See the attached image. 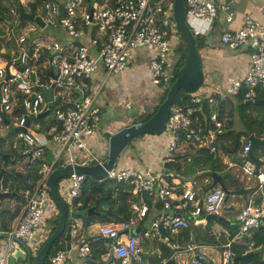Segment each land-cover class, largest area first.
<instances>
[{
    "label": "built area",
    "instance_id": "obj_1",
    "mask_svg": "<svg viewBox=\"0 0 264 264\" xmlns=\"http://www.w3.org/2000/svg\"><path fill=\"white\" fill-rule=\"evenodd\" d=\"M233 2L184 0V11L186 18L200 20L211 28L218 9L228 11ZM44 3L39 13L34 12L35 16H40L43 26L20 20L19 7L15 3L9 5L2 22L7 28L1 37L11 48L9 61L0 65V126L6 130L5 135L11 127L16 128L12 132L16 140L9 149L21 153V160L27 161L26 168L35 163L38 177L35 184H28L21 191L24 209L17 224L8 232L11 238L0 249V264H7L11 251L19 246L18 241L26 243L38 236V240L44 239L47 229L41 236V228L58 211L46 185L49 174L67 164L103 161L89 145L101 127V109L96 102L99 89L92 83L94 73L104 70L105 79L119 73L128 66L135 50L147 48L152 51L147 65L151 84L166 87L171 82V71L166 65L173 47L170 39L174 28L171 23L173 0H64L61 1L62 11L55 0ZM232 20L233 16L229 14L226 21ZM52 30L67 35L65 45L59 46L50 39ZM76 42L81 45L76 46ZM220 42L231 49L245 48L248 55V70L242 78L229 80V93L236 95L243 87L244 100L256 99L258 90L264 89V26L257 19L244 16L239 28L225 30L220 35ZM17 50L19 53L15 52ZM49 87H52L50 103L44 94V89ZM201 99L194 96L191 103L196 105ZM47 110L45 116L52 112L54 120L45 130L34 132L30 123ZM196 111L195 106L172 104L164 129L170 137L168 158L179 145L181 135L195 149L206 148L215 157L216 142L224 131L223 120L213 111L207 127L199 130L193 120ZM29 115L33 118L25 126V117ZM43 117L40 118H47ZM238 140L241 146L238 154L240 169L264 182V172L259 171L250 156V142L243 145L245 137L242 135ZM47 149L53 155L49 162L45 157ZM167 161L165 158L163 164ZM86 176L72 173L58 182L57 189L66 204L80 197ZM108 177L129 184L136 201L131 205L134 215L130 219L99 224L94 234L106 240L107 248L101 255V263L148 264L143 249L145 240L164 238L167 241L172 237L175 243L179 233L189 230L191 224H206L207 215H219L226 199V192L220 186L202 195L186 187L177 192L179 184L174 183V175L168 170L152 174L150 170L139 172L133 168H114ZM146 197L160 202L162 207L142 230L139 229L140 220L149 215ZM263 221L264 201L244 205L235 216L237 235L261 227ZM70 226V248L76 247L80 262L73 261L68 250L61 249L49 257L48 264H86L85 260L91 258L81 221L75 220ZM165 232L167 237H163ZM222 232L226 233V230L222 229ZM230 246V242L223 245L222 259L233 263L234 253ZM189 264L211 263L203 254L195 253ZM244 264L253 263L247 261Z\"/></svg>",
    "mask_w": 264,
    "mask_h": 264
},
{
    "label": "crops",
    "instance_id": "obj_2",
    "mask_svg": "<svg viewBox=\"0 0 264 264\" xmlns=\"http://www.w3.org/2000/svg\"><path fill=\"white\" fill-rule=\"evenodd\" d=\"M7 1L9 5L13 3V1L11 2L10 0ZM23 1L28 7L31 6V3H37V0ZM45 1L49 0H41L37 3L36 13H39L40 8L45 4ZM226 2H228V0H220L221 4ZM58 3L61 4V1L57 0V4ZM31 8L32 7H30V10H32ZM29 11L25 12L27 13ZM229 14H232L233 16L231 22L226 21V17ZM244 16H250L253 19H257L264 26V0H234L230 10L226 11L220 8L218 9L211 28H209L207 23L200 20L191 19L188 24L194 35H201L200 37H202L203 41L202 46L198 49L203 59L205 87L204 89L200 88L202 90V92L199 91L200 94L196 92L193 93V95L199 96L200 98H208L210 110L212 112L216 111L219 114V117L223 120L224 131L216 142L217 153L214 160H218V162L224 165L225 168L222 171H211L209 169L212 168L211 166H207L208 168L203 170H201V166L195 167V175L185 176L184 173L180 172L178 175L175 174L173 180L174 183L179 184L181 187L192 188L197 194L202 195L209 191L208 189L213 182L211 175L208 174L210 172H216L218 174H224L223 180L229 190L244 188L247 190V193L245 196L241 194L228 195L220 214L217 215L218 217L211 219L212 221L207 225L203 223L194 224V226H197L196 230L194 231V234L191 232L189 238L186 240L182 239L180 236L174 243L173 238H169L168 241H171L174 250L170 255V258L163 259L159 264H168L167 261L170 260H172L171 264H189L190 258L195 253L203 254L211 264H232L231 261L226 262L222 259L223 245L227 242H230L231 245L237 244L244 246L246 248L244 254L249 251L253 253L257 252L260 254L261 260L264 261V251L262 247L250 246L249 244L251 242L241 240L242 235L235 234L234 236L229 237L230 228L235 224V216L240 209L248 203L264 201V182H259L255 176L249 174H245V176L243 175L238 162V154L240 153L241 146L240 143H238L235 147L236 137L234 138V135H238V133L243 134V132H246L247 130L250 133L248 132V135H242L245 137V140L242 142L243 145L249 141L248 137L249 135H253V133L258 134L256 136L257 138L263 139V133L261 134L259 126L254 125L255 123H250L253 120H257L259 117L262 119L264 118V108L256 105V109L246 110L245 115L241 113L238 108V100L235 95L229 93L228 88L230 85V79L242 78L246 74L249 67L247 51L245 48L231 49L220 42V35L225 30H235L239 28ZM195 30L199 31V33ZM174 31H176L175 27L172 29V35L170 36L171 44L173 46L172 51L167 57V68L170 71L174 62L178 56H180L176 50L180 43V39L173 33ZM1 36L2 35H0V39H2ZM46 36H48V34H46ZM56 37L57 40L53 38H51V40L56 42L59 46L65 45L68 40L67 35L60 30H58V35ZM151 55L152 51L147 48H139L134 51L132 60L123 71L111 74L105 79V72L100 69L94 73L92 77L93 86L96 89H99L96 102L101 109V127L96 136L89 141V145L91 146L92 152L100 159L103 157L106 158L107 156V136L122 127L123 125L121 124L124 123V121H127L125 119V117L127 118V116H129L127 110L136 107L135 111H131V114H133L138 111V108L144 106L151 112L155 109L154 107L158 104L161 95L164 93V86H155L150 82V74L147 65ZM133 64L134 66H132ZM229 96L234 97L237 103V110L234 108L233 102L229 100ZM147 99H153L152 103L154 104L152 106H145L144 103ZM104 113L107 114L104 115ZM122 114L125 115L122 116ZM252 125V130L254 131H250ZM151 136L152 138L147 140L143 139L137 148L126 152L121 158L119 164L115 166V170L133 168L139 172L150 170L152 174H158L163 170L166 171L167 168H165V164H163L165 158L168 159L167 163L173 160V156L168 158L169 155L167 152L170 137H168V135H163V133L156 135L151 134ZM47 152H50L52 155V152L49 149L46 150V153ZM252 155L259 160V163H256L259 171L264 172V146H255L252 149ZM17 156L18 155H12L9 157L8 161L10 160L11 163H7L6 167L7 170L10 169L9 172L14 171L11 169L13 167L12 162H14V158H17ZM52 159L50 161H52ZM180 162L182 163L183 161L180 160ZM35 167L38 166L31 165L21 173L23 176H27L26 181L28 184H32L30 179L35 180V182L37 181V169ZM198 176L201 177L199 178ZM11 182L13 181H7L8 184H11ZM218 186L219 185H216L214 188ZM4 190L8 191L9 194L6 195V198L4 199L7 206L0 207V211L1 209L4 210V213L0 215V228L6 227L10 230L17 224L24 207L22 204L21 191L15 193L14 190L11 192L8 189ZM17 208H20V210L14 217L13 214ZM160 211L161 208L159 210L157 207L153 208V210L149 212L148 217L140 220L139 229L144 230L147 228L150 219L156 216ZM208 221L209 219L207 222ZM95 226L96 225H91L86 228L84 231L86 234L85 238H87L88 235H92L90 234L91 232H97L98 228H95ZM261 226L264 228V221ZM222 229H225L226 233L222 232ZM0 232L2 231L0 230ZM43 233H46L44 226L41 228V236ZM180 240H182V242H180ZM145 241L143 249L145 257L148 259V264H157L155 259L160 256L162 251L161 247L155 240ZM164 241L167 242L166 240ZM88 243L90 242L88 241ZM68 253L73 261H79L76 247L72 246L68 250ZM186 254L189 255L188 258H185ZM87 259L85 262L86 264H89ZM92 261V264H96L102 262L103 258L100 256Z\"/></svg>",
    "mask_w": 264,
    "mask_h": 264
},
{
    "label": "trees",
    "instance_id": "obj_3",
    "mask_svg": "<svg viewBox=\"0 0 264 264\" xmlns=\"http://www.w3.org/2000/svg\"><path fill=\"white\" fill-rule=\"evenodd\" d=\"M13 3H15L18 7H21L24 9V11H29L30 7L35 12L36 11V5L41 0H37V3H31V6H26L27 4H24L25 2L23 0H12ZM57 2V0H55ZM30 2V1H27ZM9 3L7 0H0V35L4 36L6 33L7 26L2 23L4 16L8 12ZM31 11V10H30ZM172 30V29H171ZM174 34L178 36L180 39V43L177 46L176 50L180 56L176 59L174 62V65L171 69V82L170 85L174 82L176 78L177 71L181 68L183 58L185 53L187 52L186 45L184 43V40L181 36V34L178 31H174ZM196 39V45L198 48L202 46V37L201 35H194ZM9 44V43H8ZM76 46L81 45L79 42L75 43ZM1 51V49H0ZM6 58L5 61L0 63V65H4L9 61V53L6 54H0V58ZM168 67V62L167 65ZM170 86H166L164 89V93L161 95L160 100L158 101V104L154 107L155 109L151 112L146 109V107L138 108L137 112H134L132 117L134 118L132 123L137 122H145L150 118V116L156 111L158 105L164 100L167 91L169 90ZM244 91L245 89L242 87L238 94L235 95L236 99L239 103V110L242 114L245 115V112L248 108V104H245L244 100ZM195 95L188 94L184 90L180 89L177 94L174 97L173 104L180 105L182 107L186 106H195L197 108L196 114L193 117L194 120V126L198 128L199 130H204V128L207 127V122L210 113L212 112L209 107V99L208 98H202L200 103L194 105L191 103V99ZM256 98H264V89L258 90V95ZM201 109V110H200ZM241 114V115H242ZM48 116V115H47ZM45 116V117H47ZM243 116V115H242ZM43 117V118H45ZM264 118L261 117L257 118V120L251 121L250 124L258 125L261 134L264 131L263 126ZM253 125L251 126L250 131H254ZM248 132H243V134L248 135ZM250 133V132H249ZM241 133H238V135H243ZM254 136H257V133H253ZM109 137V135L107 136ZM236 135H234V138ZM12 155H18L17 157L21 158V153L18 150L14 149H8L6 151H3L0 148V159L3 160V164H0V170L1 168H4L3 175L5 176V171L8 163V159ZM173 160L165 163V168L171 173H173L174 177L175 174L178 175L180 172L184 173L185 176H193L195 175V167H200L201 170L208 168L207 166H211L212 168H209L211 171L224 170L225 166L222 165L218 160H214L215 158L213 155L207 150V149H195L188 141L185 140L184 135L180 136V142L177 148L172 153ZM180 160L183 162L181 163ZM188 161V162H187ZM120 162V160H119ZM117 163V165L119 164ZM96 163V162H93ZM36 168V167H35ZM34 168V169H35ZM211 173V172H210ZM210 173L208 175H210ZM1 176L0 183L2 186V189H8L10 192L14 190L15 193H19L24 188H26L25 181L23 180L22 174H16L15 180H12L11 184L7 183V179ZM36 177L37 174H36ZM21 182V183H20ZM58 187V184H57ZM181 186L178 185L177 192H181ZM9 192L7 191L6 194L3 196L8 195ZM1 198V197H0ZM136 201V197L131 192V186L126 183L122 182H116L113 179H110L107 177L106 179L102 181H96L92 179L89 176L85 177V180L83 182L81 194L79 198L74 199L71 202V211L68 209L67 205V219H66V225H73L75 219H80L82 226L87 228L93 223H97L95 221V216H99L101 218L100 224L110 222L113 220H128L133 215L134 212L131 209V205L133 202ZM23 204V201H22ZM146 204L148 205L149 212L153 210V208L157 207L159 210L161 208L160 202H153V200L150 197H146ZM21 208V205H20ZM20 208H17V210L14 212L13 216L15 217L16 214L19 212ZM92 209L93 213L89 214L88 209ZM58 210V208H57ZM4 213V210L1 209L0 215ZM12 216V217H13ZM59 220V210L57 211V214L53 217L52 220H50L49 227L47 229V233L44 237L43 242L41 243L40 247L44 244L46 239L52 234L54 231L57 223ZM48 221V220H47ZM210 219L207 223L211 222ZM197 226H194V224H191L189 230H182L179 233V237L181 236L182 239L186 240L189 238V235L191 232L196 230ZM1 231L9 232L10 230L6 227H1ZM208 231V229L206 228ZM238 228L236 224H233L230 228L229 237L234 236L237 234ZM182 233V234H181ZM168 233H164L163 237H167ZM86 240H88L90 250H91V258L89 259V264H92V260H95L97 257H100L102 254H104L107 250L105 246V241L102 238H100L97 234H93L90 236H87ZM165 239L162 238L160 240H157V244L161 247L162 251L158 258L155 259V262L159 264L163 259L170 258V255L172 254L174 247L172 246L171 241L167 240V242L164 241ZM241 240L246 242H252L253 246L255 247H262L264 251V228L258 227L256 229L251 230L250 232L244 234L241 237ZM182 242V240H180ZM39 247V249H40ZM231 250L234 253V257L243 255L245 252V247L242 245L233 244L230 246ZM38 249V250H39ZM66 249L65 247V239H64V233H62L53 243L49 254L44 262V264H48L49 257L54 254L56 251ZM247 261H251L253 264H264V261L261 260L260 254L257 252L253 253L252 256H250L246 261H237L236 264H244ZM168 264L172 263V260L167 261ZM22 264H25V260ZM116 264H120V262H116ZM234 264V263H232Z\"/></svg>",
    "mask_w": 264,
    "mask_h": 264
},
{
    "label": "water",
    "instance_id": "obj_4",
    "mask_svg": "<svg viewBox=\"0 0 264 264\" xmlns=\"http://www.w3.org/2000/svg\"><path fill=\"white\" fill-rule=\"evenodd\" d=\"M63 4L59 5V10L62 11ZM61 15V14H60ZM19 19L20 20H29L34 21L40 26H43V22L40 16H35V13L31 10L25 12L21 7L19 8ZM176 31H178L186 45L187 52L184 55L181 68L176 73V78L174 82L170 85L169 90L166 93L164 100L158 105L156 111L150 116L145 122L132 123L127 126L120 127L108 137V147H107V156L106 158L95 164H73V165H64L60 168H55L48 176L46 180V185L49 188V194L54 201L56 207L59 210V220L58 223L52 232V234L46 239L44 244L40 247L34 257H32L31 250L28 248L25 242H19V246H16L10 253L8 257L7 264H18L20 260H25V264H44L49 251L55 242V240L64 233L65 247L66 250L70 249V225H66L67 219V204L63 197L59 194L57 189V184L61 179H64L70 176L72 173L85 174L96 181H102L106 179L110 172H112L121 160V154L128 147L129 142L132 139L142 137L144 135L152 134H161L164 132L165 124L168 119L170 108L173 104L174 97L177 92L182 89L188 94H193L198 92V90L204 86L205 74L203 70V59L199 49L196 45V39L193 31L188 26L186 15L184 11V1L183 0H173V10H172V20ZM46 29H49L47 27ZM44 94L47 102L52 101V87L44 89ZM245 104H255L264 108V98L263 99H248L245 100ZM136 107L129 108L127 114H131V111H135ZM201 110V109H200ZM49 110L41 113L38 117L45 116ZM33 115L25 117V126L28 124L29 119H32ZM7 123V121H5ZM16 128L11 127L8 133L4 138H7ZM239 135H236L235 138V147L238 145ZM249 142L251 144L250 156L253 161L259 163V160L252 155V149L255 146H264V138L259 139L254 135H249ZM1 141V139H0ZM3 170L0 171V179L3 174ZM211 178L213 180L210 188L213 189L216 185H219L226 192V197L228 195L241 194L246 195L247 190L244 188H239L237 190H229L227 185L224 183L223 176L224 174H218L212 172ZM23 179L25 180V185L28 186L26 181L27 176L24 175ZM1 189V186H0ZM7 192L0 190V197H2ZM88 213L92 214V209H88ZM217 215L209 214L206 216V219H215ZM0 238H5L6 241L11 238V235L8 232H0ZM5 241V242H6ZM253 255V252L249 251L243 255L234 257L233 263L237 261H246L250 256ZM87 261H90L87 259ZM93 262V261H92ZM96 264H108L98 262Z\"/></svg>",
    "mask_w": 264,
    "mask_h": 264
},
{
    "label": "rangeland",
    "instance_id": "obj_5",
    "mask_svg": "<svg viewBox=\"0 0 264 264\" xmlns=\"http://www.w3.org/2000/svg\"><path fill=\"white\" fill-rule=\"evenodd\" d=\"M59 1H64V0H59ZM186 20H187V23H188V24H189L190 21H191V19H190L189 17L186 18ZM50 34H51V35H50V39L53 38V39L57 40V39H56V38H57L56 36L58 35V30H52V31L50 32ZM169 35H171V34H169ZM10 48H11V45H10V44L4 42L3 39H0V49H1L0 54H6V53H8ZM15 52L19 53L18 50L15 51ZM5 60H6L5 57H4V58H0V63H2V62L5 61ZM132 66H134V64H133ZM204 87H205V86L201 87V89H204ZM201 89L198 90V92H197L198 94H200L199 91L202 92ZM152 100H153V99H152ZM152 100H148V99H147V101L144 103L145 106H152V105L154 104V103H152ZM229 100H230L231 102H233V106H234V108L237 110V108H236L237 103H236L234 97L229 96ZM149 103H152V104H149ZM256 108H257L256 105L249 104L247 110H253V109H256ZM105 111H107V110H105ZM105 114H107V113H104V115H105ZM123 115H125V114H122V116H123ZM132 115H133V114H131L130 116H127V118L125 117V119H126L127 121H124V123H122L121 125H123V126H127V125L132 124V122H133V120H134V118L132 117ZM53 118H54V114H53L52 112L49 114V116H48L46 119L36 118L35 120H32V122L30 123V128H31L34 132H37V131H43V130H45V129L49 126V124L51 123V121L54 120ZM123 118H124V117H123ZM123 126H122V127H123ZM263 126H264V122H263ZM5 133H6V130L4 129V127H3V126H0V137H1L2 135L4 136ZM163 135L167 136V134H166L165 132H163ZM243 135H246V134H243ZM149 138H152V136H151V135H144V136H142V137L132 139V140L129 142L128 147H127V148L123 151V153L121 154V158L126 154V152L131 151V150H133L134 148H137L138 145H139V143H140L143 139L147 140V139H149ZM15 140H16V137H15V134H14V133H12V134H11L10 136H8L7 138H2L1 141H0V148H1L3 151L8 150V149L10 148L11 144H12ZM45 155H46L47 162H49V161L53 158V157H52L53 155H51L50 152H47ZM14 159H15V160H14ZM14 159H13L14 162H12V163H13V167L11 168V169H13L14 171H13V172H9L10 169L7 170V168H6L5 176L2 174L3 177L7 179V181H8V180H11V181H12V180L16 179V177H15L16 174H21L24 170H26V165H27V161H26V160H24V159L21 160V158H19V157L14 158ZM104 159H105V158L103 157L102 160H104ZM254 162H255V161H254ZM8 163H11L10 160L8 161ZM255 163H256V162H255ZM0 164H1V165L3 164V160H1V159H0ZM9 165H10V164H9ZM33 165H36V164L34 163ZM36 169L38 170V167H36ZM1 170L4 171V168H1ZM1 170H0V171H1ZM242 172H243V171H242ZM243 175L245 176V173H244V172H243ZM198 177L200 178L201 176H198ZM30 182H31L32 184H35V180H33V179H30ZM20 183H21V182H20ZM0 190L3 191V190H2V187H1ZM59 190H60V193L62 194V188H61V185H59ZM21 197H22V192H21ZM5 198H6V196H2V197L0 198V207H3V206L6 207V206H7V203L4 201ZM67 205H68V209H69V211H71L72 206H71L69 203H67ZM53 206H54V204H53ZM75 220H80V219H75ZM80 221H81V220H80ZM95 221H96L97 223H93L92 225H96L95 228H98V225L100 224L101 218H100L99 216H95ZM48 222H50V220L46 221V223H45V225H44L45 228H48V227H49V223H48ZM90 226H91V225H90ZM87 228H88V227H87ZM85 230H86V228L82 226V231H85ZM95 230H96V229H95ZM90 234L93 235L94 233L91 232ZM242 236H243V235H242ZM39 237H40V236H38L37 239L34 238L33 240H31V241H27V242H26V244L28 245L29 249L32 250V251H31V252H32V257L35 256V254H36L37 251H38V248L40 247L42 241L44 240V239H40V240H38ZM5 241H6L5 238H0V249L3 247ZM188 257H189V255L186 254V257H185V258H188ZM23 262H24V260H20V261L18 262V264H22Z\"/></svg>",
    "mask_w": 264,
    "mask_h": 264
},
{
    "label": "clouds",
    "instance_id": "obj_6",
    "mask_svg": "<svg viewBox=\"0 0 264 264\" xmlns=\"http://www.w3.org/2000/svg\"><path fill=\"white\" fill-rule=\"evenodd\" d=\"M33 11V10H32ZM34 12V11H33ZM240 136V135H239ZM0 186H1V183H0ZM3 190V189H2ZM3 191H5V192H7L6 190H3ZM262 227V226H261Z\"/></svg>",
    "mask_w": 264,
    "mask_h": 264
}]
</instances>
